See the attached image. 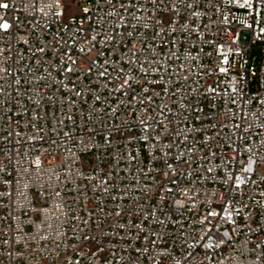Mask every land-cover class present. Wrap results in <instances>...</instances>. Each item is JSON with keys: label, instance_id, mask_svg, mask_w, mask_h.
<instances>
[{"label": "built area", "instance_id": "built-area-1", "mask_svg": "<svg viewBox=\"0 0 264 264\" xmlns=\"http://www.w3.org/2000/svg\"><path fill=\"white\" fill-rule=\"evenodd\" d=\"M75 2L0 0V264H264V0Z\"/></svg>", "mask_w": 264, "mask_h": 264}, {"label": "rangeland", "instance_id": "rangeland-1", "mask_svg": "<svg viewBox=\"0 0 264 264\" xmlns=\"http://www.w3.org/2000/svg\"><path fill=\"white\" fill-rule=\"evenodd\" d=\"M67 5L66 16L79 15V7L76 5L75 0H63Z\"/></svg>", "mask_w": 264, "mask_h": 264}, {"label": "snow or ice", "instance_id": "snow-or-ice-1", "mask_svg": "<svg viewBox=\"0 0 264 264\" xmlns=\"http://www.w3.org/2000/svg\"><path fill=\"white\" fill-rule=\"evenodd\" d=\"M5 7H6V5H5Z\"/></svg>", "mask_w": 264, "mask_h": 264}]
</instances>
